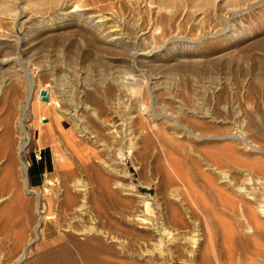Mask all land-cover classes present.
Returning a JSON list of instances; mask_svg holds the SVG:
<instances>
[{
    "label": "rangeland",
    "instance_id": "obj_1",
    "mask_svg": "<svg viewBox=\"0 0 264 264\" xmlns=\"http://www.w3.org/2000/svg\"><path fill=\"white\" fill-rule=\"evenodd\" d=\"M57 1L58 3L56 0H0V62H3V64L0 63V86L3 85V89L0 91V118L7 119L10 116V125L12 128L14 126L13 131L16 132L15 127H17V120L20 116L19 105L24 102V98L27 96L29 83L26 74L20 73L18 66H16L18 72H14L15 68H11L12 66L15 67L14 64L6 62V59L19 57L24 70L32 76L34 81V94H32V100L24 118L25 129L31 139L28 148L22 152L21 158L28 167L27 173L31 188L41 193L42 206L45 208L43 211L49 210V203H53L51 206L53 210L51 211L57 210L58 204L56 203L54 206L53 192L59 193L60 200L66 199L69 190L66 194L60 187L64 183L63 181H65L64 184L68 185V182L73 184L74 180L81 179L90 188L92 199L108 208L112 218L119 221L124 214L123 209L113 200H124V195L120 194L121 192L117 190L113 182L116 179L115 175L106 170V164H110L112 161L110 165L113 167L116 165L114 168L119 173L121 172L120 174L126 171L129 181L137 187L139 193L135 194L133 200L145 199L149 203L147 205L154 204L156 201L167 207L169 215L171 205L177 206L182 210V216L189 221L191 229L196 228L202 233L214 229L212 233H215V236H213V241H210L211 246L207 245L208 250L210 249V251L207 250V253L209 252L208 254L211 255L209 257L207 254L208 259L210 258V261L212 255L218 253L219 259L224 261L227 246L225 241L232 231L235 233V225H231L232 222L234 224L235 220H231V223L228 222L231 217L222 210L220 211V201L213 200L214 202L211 201L213 204L208 200L205 202H209L208 208L214 206V210H217L215 216L218 217L219 215L220 220L228 217V220H221L222 222L226 221L223 226L220 224L222 222H218V220L219 226L214 224L216 221L211 220V215L209 216L210 219L203 217L204 215H201L202 209L197 211L193 207V203L188 202V205L190 204L195 209L194 214L193 210L187 212L186 204L181 205V203L174 202L175 200H172L173 198L168 195L167 184L169 182L164 176L163 169L158 166V162L162 160L161 151H159L158 142L153 137L147 143L142 141V137L138 139V148L134 156L129 154L125 147L122 150V158H118L116 152L119 149L120 141L118 139L121 137L119 135L123 128L124 121L122 120L127 118L124 106L140 102H144V105L147 104L145 106H150L156 113L157 111L160 112L159 114L164 112L177 113L175 117L180 123H182V116L186 117L184 112L189 109L193 110L198 116H192V114L190 116L189 114V119L205 124L203 129L191 125V129L199 134L222 133L227 130L226 128L231 127L230 123L236 112L239 111L241 117L249 121L255 143L264 148V0H151L152 10L158 7H162L163 12H166L164 10L167 12L171 10L172 13L169 12V16L164 15L165 20L163 22L156 20L154 22L151 19L150 5H147L149 0H62L63 3L61 0ZM66 1L67 3H65ZM71 1L80 5V12H84L86 15L103 14L113 17L112 21H124V24L122 23L123 31L125 33L130 31L126 33L129 40L125 44L112 45L102 38L101 33L96 28L83 24L72 23V25L48 28L47 23L50 24L53 21L60 23L64 19V14L60 8H62L61 6L73 5L70 4ZM80 1L82 4L79 3ZM164 1L166 5L168 3L171 7L165 6ZM7 4L10 5L8 6L11 9H14L11 11L12 15L2 13ZM162 4L165 9L160 6ZM81 5L85 6H82L85 10ZM53 6L55 7L53 8ZM58 7L62 14L59 13ZM46 9L49 11H45ZM54 14H58L57 17ZM12 18L16 26L13 24ZM127 20L129 21L127 22ZM148 25L154 26L155 34L153 37H149L146 33L143 36L148 37H142L141 32ZM210 32L225 33L220 37L218 36V40L210 39L206 41L207 43L204 42L202 49L198 50L191 57L192 59H185L184 56H178L177 52H172L170 55L158 57V62L154 63L157 65L150 62L140 64V72L136 71L135 74L137 77L138 75L141 77V81L143 77L146 78L147 82L149 81L148 88H150L146 90V88L137 85H135V89L131 88L132 85L129 84L132 82V77L125 76L124 71L127 65H131L132 55L138 48L148 47L150 44L153 46L157 44L155 47H160L163 44L161 41L169 40L175 36V45L168 44L167 46L169 48L173 46L171 48L177 51H186L188 49L186 43L190 39L199 38L202 33ZM138 34L139 37H137ZM156 37L158 38L156 39ZM147 38H149L150 43ZM140 39L143 40V44L139 41ZM9 66L10 68H8ZM137 77L135 80L138 79ZM64 81L67 82V86L69 82V84L82 82L88 93L101 99L99 107L87 101L92 107L98 109L103 121L96 122L84 114L86 131L90 133L93 130L92 134L81 135L74 129L73 122L62 115V110L66 109L68 102L65 95H71L75 100H79L75 91L70 92V95L68 94L70 88L66 84L64 85ZM116 81H123L125 85L116 87L114 85ZM136 82L140 84L139 81ZM103 83L105 84L103 85ZM41 90L48 92L47 100L40 99L39 92ZM150 91L154 96L153 99L150 98ZM1 93L5 95L2 94V96ZM10 94H14V96ZM142 96L144 97L142 98ZM54 99L60 102V108L57 111L52 107ZM165 103L167 104L166 107ZM181 107L185 108L182 109ZM224 107L228 108L226 114ZM13 110H15V117H13L14 113L11 112ZM179 110L183 112L182 115L178 113ZM203 111L212 112L215 121L218 122L215 123L213 119L210 120L209 118H200ZM9 112H11L10 115ZM225 116L228 118H224ZM119 127L120 131L118 130ZM254 127H258L260 132L254 131ZM7 142V140H3V143L7 144ZM187 142L185 141V143ZM213 144L211 142L204 145L208 147ZM109 148L114 151L108 153ZM15 149L16 146L9 143L6 149L8 156L12 155ZM180 152L183 153L182 149L176 152V154L179 153L177 155V157L180 155L179 158L182 156ZM66 155L69 157L68 162L65 165L58 164V161ZM10 163L12 174L6 175L3 190L0 192V225L5 218L12 216L15 224L20 223L18 225L20 226L25 224L26 220L34 219L35 200L33 196L25 194L23 190L21 181L23 174L18 158H14ZM69 169L75 172L72 177L66 175L67 178L70 177L66 179L64 171ZM47 178L52 180V185L46 184ZM105 182L107 183L106 187L103 186L106 184ZM71 184H69L70 189L77 193L78 191H75ZM209 205L211 206L209 207ZM197 212L200 214L196 215ZM13 226L10 227V235L14 231H18V226ZM218 227L224 232L220 231ZM138 232L136 230L135 233ZM10 243L12 244L9 241L0 246V258L3 257L0 261H5L4 263H8L9 261L6 260L13 258V255L20 252L25 244L24 242L23 245L14 248L11 247L13 245ZM240 244L237 243L235 246V255L241 252V247L244 244L242 243V246ZM35 245L33 242L28 246L22 263L34 257ZM69 246H74L72 240L69 241ZM212 251L216 253L212 254ZM5 258L7 259L4 260ZM174 264L186 263L174 260ZM199 264H205V261H199Z\"/></svg>",
    "mask_w": 264,
    "mask_h": 264
},
{
    "label": "bare ground",
    "instance_id": "obj_2",
    "mask_svg": "<svg viewBox=\"0 0 264 264\" xmlns=\"http://www.w3.org/2000/svg\"><path fill=\"white\" fill-rule=\"evenodd\" d=\"M56 2L58 3L57 0ZM148 2L149 3H146L147 5H150V9H148L151 11V19L154 22L155 20L163 22L165 20L164 17L170 15L169 12H171V10H168V12L167 10H164L166 12H163L162 7L152 10L151 0ZM65 3H67V1ZM71 3L73 5L61 6L62 8H60L64 14V19H62L60 23L53 21L49 24L46 22L48 28H56L64 25L67 26L68 24L72 25V23L83 24L89 25L94 29L96 28L101 33L102 38L112 45L125 44V42L129 40L126 33L130 31H126V33L123 31L122 23L124 21H112L113 17L100 13V15L97 16H95L96 14L92 15L88 13V15H86L84 12H80V5L75 4L73 1H71L70 4ZM79 3H81V1ZM8 5L9 4L5 5V7L3 6L4 9L2 13L11 14V11L14 9H11L9 7L10 5ZM164 5L167 6L168 3L166 5L164 1ZM82 6L84 5H81V7ZM160 6H163V4ZM169 6L170 5H168V7ZM54 7L55 6H53V8ZM57 9L59 10V7ZM45 11L49 10L46 9ZM61 11L59 13H61ZM128 21L129 20H127V22ZM12 22L16 26L13 18ZM154 30L156 29L153 25H148V27H145L141 32V35L145 38L148 36L153 37L155 34ZM146 33H148V36H143ZM224 33H202L199 38H192L187 43L185 42L188 47L186 51H177L171 48L173 46L170 48L167 46L168 44L175 45V36L164 41H161L162 38L160 41L163 44H161L160 47H155L157 44H155V46L151 44L149 45V38H147L149 46H145L141 49L136 48L137 50L135 49L136 51L132 55V61H130L131 65L128 66L126 64V67L123 66L125 67L124 75L132 77V82L130 81L131 83L129 84L133 86H131V88L135 89V85H137L148 90L150 88H148L149 81L147 82L146 78L143 76L141 81V77L139 75L137 77L135 74L136 71L140 72V64L149 62L154 64L158 62V57L170 55L172 52H177L178 56H184L186 57L185 59H190L198 50L202 49V45L205 44L204 42L210 39L215 41V39L219 38L220 35ZM137 37H139V34ZM157 38L158 37H156V39ZM139 41L142 43L143 40L140 39ZM6 62L14 64L15 67H11L12 69L15 68L14 72H18L16 69V66H18L21 71L20 73L23 72L26 74L29 83V90L27 89L28 92L26 98H24V102L19 105L20 116L17 120V127H15V129H17L16 132L13 131L14 126L12 128L10 125V116L7 119L0 118V192L3 190L2 187H4L3 183L6 175L12 174L10 162L17 157L20 161L23 174L21 180L23 190L25 194L33 196L35 200V217L34 219L32 218L31 221L29 219L26 220L25 224L20 226H18L20 223L15 224L12 216L5 218L2 222V225H0V246L9 241L12 242V244H10L13 245L11 247L14 248L16 246H21V244L23 245L24 242L25 244L20 252L13 255V258H9L8 260H6L7 258L4 259L7 262L9 261L8 263L0 261V264H174V260L184 261L186 264H199V261H205V264H264V148L255 143V140L252 138L253 134L251 132V125L247 119L241 117L239 111L236 112L232 121L230 120L231 127L226 128L227 130L222 133L199 134L196 133L194 129H191V125L203 129L205 124L189 119L191 114L192 116H198L193 110L189 109L187 112H184L186 117H183V115L181 118L182 123H180L175 117L177 113L173 114L174 112H171V114L164 112L163 114H159L160 112L158 113L157 111L156 113L150 108V106H145L147 104L144 105V102L137 103V101V104L124 106V109L126 108L124 111L127 114V118L122 120L124 121L122 124V131L119 130L120 127L118 128L120 131L119 136H121L119 139L117 138L120 143L118 144L119 149L117 152L115 151L118 158H122V150L124 147L127 148L129 154L134 156L135 151L138 148V139L141 137L142 141L145 143L152 139V137L155 138L159 145V151H161V154L158 153L162 157V160L158 162V166L163 169L164 176L169 182V184H167V191L168 195L173 198L172 200L181 203V205L186 204L187 212L193 210V214L195 209L198 211L201 208V215L203 214V217L207 218L211 215L210 218L212 221H216L214 222L216 225H218V222H222L221 220L227 219V214L231 217L228 222L235 220L234 224L233 222L231 224L235 225V233L232 231L229 237L226 238V241L224 240L225 243H227L225 260L221 261L219 255H217L218 253L215 254L216 252L214 253V250L212 251V254L214 253L215 255H212V258L209 261V252L207 253V250L208 246H211L210 241H213L214 239L213 236H215V233H212L214 229L211 230L210 228L211 231H206L207 233H202V231H198L196 228H193L194 230L191 229L189 221L182 216V210L177 206L169 204L172 206L169 215L167 207L156 201H154V204L147 205L149 203H147L145 199L138 201L133 200V197L136 196L135 194L139 193L137 187L129 181L126 171L120 174L121 172L119 173L116 168H114L116 165H114V167L110 165L112 161L110 164H106V170L112 175H115L116 179H114L113 182L117 190L121 192L120 194L124 195V200H113L123 209L124 214L119 221L112 218L108 208L92 199L90 188H88L87 184L82 182L81 179L74 180L73 184L68 182V185L64 184L65 181H63L64 183H62L60 187L63 188L65 193H68L69 190L70 194L66 193L68 195L66 199L60 200L59 193L53 192L54 206H56V203L58 204L57 210L55 212L51 211L53 210L51 207L53 206V203H49V210L43 211L45 208L42 206L41 193L38 190L31 188L27 173L28 167L21 158L22 152L28 148L31 139L26 132L24 118L31 103L32 94H34V81L32 76L24 70L19 57L8 58L6 59ZM1 64H3V62ZM8 68H10V66ZM135 76L138 78L137 80H135ZM122 78H124V76H122ZM151 79H153V77H151ZM136 81H139L140 84ZM6 82L7 80L5 83ZM67 82L64 81V85ZM69 83L68 86L70 89L68 90V94L70 95V92L75 91L78 94L79 100H75L71 95H65L67 96L66 100L68 102L66 101L67 106L65 107L66 109L62 110V115L73 122L72 125L74 129L81 135L92 134L93 130L90 133L86 131V125H84L86 123V121H84L85 115L87 114L90 116L89 118L96 122L102 121V118L98 109L92 107L87 101L92 104L94 103L99 107L101 99L93 97L88 93V90H86V87L82 82H74V84ZM105 83H103V85ZM114 85L120 87L121 85H125V83H123V81H116ZM10 87L12 86L10 85ZM2 89L3 85L0 86V91H2ZM145 93H147V91H145ZM2 94L3 93H1V95ZM150 94V98L153 99L154 96L152 95V91H150ZM10 95L14 96V94ZM143 97L144 96H142V98ZM4 99H6V97H4ZM122 101L124 102V100ZM17 104L19 103L17 102ZM166 106L167 104L165 103V107ZM10 107L12 108V106ZM52 107L57 111L58 108H60V102L57 99H54ZM177 107L179 106L177 105ZM223 109L226 114L228 108L224 107ZM11 112L14 113L13 117H15V110ZM11 112L8 114L10 115ZM178 113L181 115L183 114L181 110H179ZM211 113L209 111H203L200 118L213 119V122L217 123L218 121H215V118ZM122 118L124 119V117ZM224 118L228 117L225 116ZM165 120H168V122H165ZM119 121H121V119ZM253 130L260 132L258 127H254ZM3 140H7L8 145L11 143L16 146V153L14 151L12 155L8 156V152L6 151L8 145L3 143ZM185 141L188 142L185 143ZM211 142L214 143L212 146L210 145L206 147L204 145ZM110 149L111 148L107 150L108 153L114 151L113 149ZM179 149H182L183 151V153L180 152L182 155L181 158H179L180 155L177 157L179 153L176 154ZM77 150L80 152L78 147ZM68 158L67 155L64 156L58 161V164L65 165L69 160ZM119 170H121V168H119ZM64 172L65 177L66 175L72 177L75 171L69 169ZM118 173L119 175H117ZM68 178L66 177V179ZM52 183L51 179H46L47 185H52ZM69 184H71L72 188L78 192L74 193L70 189ZM103 186L106 187L107 183ZM145 198H147V196ZM207 200L209 202L219 200L221 206H219L218 202L217 205L221 207L220 211L222 210L227 218L220 220L221 217L218 215L219 219H217L218 217L215 216L217 215L215 213L217 210H214V206L210 207L213 204L212 202V204L209 205L210 208H208L209 202H205ZM136 201L137 203H135ZM188 202L193 203L195 209L190 206V204L188 205ZM140 204H142L143 207ZM218 213L220 214L219 211ZM224 213L221 214L223 215ZM195 214L198 215L200 212ZM225 222L223 221L220 224L223 226L225 225ZM13 225L16 227L18 226V231H14L10 235V227ZM182 229H185L186 231ZM218 229L220 228L218 227ZM136 230L140 233H135ZM220 231L223 230L220 229ZM25 238H27V240H24ZM71 240L74 242V246H69V241ZM33 242L36 244L34 247V257L22 263L23 258L27 253L28 246ZM209 242L210 244H208ZM237 243H241L240 246H242L243 243L244 248L241 247V252L238 253V255H235V246ZM208 251H210V249ZM200 256L202 257L201 259ZM209 257H211V255H209Z\"/></svg>",
    "mask_w": 264,
    "mask_h": 264
},
{
    "label": "water",
    "instance_id": "obj_3",
    "mask_svg": "<svg viewBox=\"0 0 264 264\" xmlns=\"http://www.w3.org/2000/svg\"><path fill=\"white\" fill-rule=\"evenodd\" d=\"M40 99L41 100H47L48 99V92L46 90H41Z\"/></svg>",
    "mask_w": 264,
    "mask_h": 264
}]
</instances>
